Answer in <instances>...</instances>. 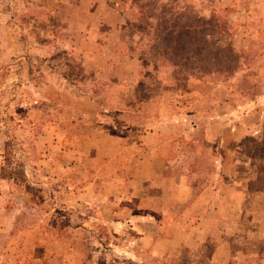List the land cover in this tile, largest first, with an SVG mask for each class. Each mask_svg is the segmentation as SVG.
I'll return each mask as SVG.
<instances>
[{"label":"rangeland","instance_id":"1","mask_svg":"<svg viewBox=\"0 0 264 264\" xmlns=\"http://www.w3.org/2000/svg\"><path fill=\"white\" fill-rule=\"evenodd\" d=\"M144 137L264 223V0H0V264H208L210 242L123 243ZM240 222L258 264L264 226Z\"/></svg>","mask_w":264,"mask_h":264},{"label":"crops","instance_id":"2","mask_svg":"<svg viewBox=\"0 0 264 264\" xmlns=\"http://www.w3.org/2000/svg\"><path fill=\"white\" fill-rule=\"evenodd\" d=\"M191 129L194 130L190 128L186 133ZM133 145L134 151L127 160L128 163L136 164L134 168H130L135 170L131 178L133 184H130L131 190L124 191L128 195L135 194L136 202L131 209L126 207L120 212L129 211L127 218L122 219V225L123 228L133 229L134 234L123 237V243L132 242L136 247L135 252L148 250L153 255L151 257L148 254L151 260L158 257V243H163L169 251H173L174 247H181L200 253L204 245L210 242L212 249L207 257L208 264H240L243 252L234 246L238 242L237 223L244 221V225L252 227L264 226V223L256 219L253 213L248 217L246 213H242V209L238 207V190L232 182H228L227 188L229 203H221L220 183L225 181L216 180L219 166L213 167L211 182L200 184L201 177L197 176L195 181L194 175H201V172L189 167V160L184 165L182 158L175 162L177 156H170L173 154L158 156V146H154L149 137H144ZM217 160L216 158L214 161L218 162ZM159 163H163V171ZM173 164H180V170H171ZM157 179L170 180L172 185L157 189L154 186ZM160 199H164V202ZM225 208L228 212L222 217V209ZM227 245L228 260L225 262L224 259L221 260L220 254H224L222 250ZM247 255L251 257L253 253ZM258 261V264H264V256ZM245 264L251 263L248 260Z\"/></svg>","mask_w":264,"mask_h":264},{"label":"trees","instance_id":"3","mask_svg":"<svg viewBox=\"0 0 264 264\" xmlns=\"http://www.w3.org/2000/svg\"><path fill=\"white\" fill-rule=\"evenodd\" d=\"M171 27H175V26L171 25ZM179 27L180 26H177V28H179ZM176 34L177 33L175 31V28H173L170 31L166 28L164 40L169 41L168 39H171L172 41H176V39L179 38L180 35L191 38V37H193L194 32L190 29V27L188 25H184L181 29V34H179V35H176ZM198 36L202 37V34L200 33V35H198ZM205 36H206V34H204L203 38H205ZM193 40L200 42L199 40H196L195 38Z\"/></svg>","mask_w":264,"mask_h":264}]
</instances>
